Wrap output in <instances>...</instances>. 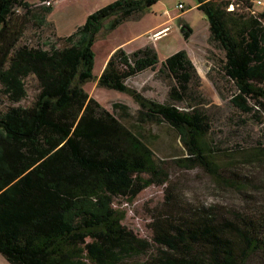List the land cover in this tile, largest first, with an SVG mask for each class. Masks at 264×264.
Segmentation results:
<instances>
[{
    "label": "trees",
    "instance_id": "1",
    "mask_svg": "<svg viewBox=\"0 0 264 264\" xmlns=\"http://www.w3.org/2000/svg\"><path fill=\"white\" fill-rule=\"evenodd\" d=\"M53 1L0 0V98L19 102L25 79L37 82L30 105L0 109L1 256L9 264H264V203L248 196L262 194L250 174L261 172L264 184V139L248 150L212 141L201 78L185 50L162 61L149 46L112 52L96 84L130 96L138 106L133 117L118 102L112 111L103 108L83 89L93 78L100 29L109 33L136 20L159 0H115L59 38L60 45L22 44L28 25L45 26ZM196 3L208 44L222 53L214 68L229 85V104L242 126L263 125L264 10L253 12L251 0ZM180 32L189 39L187 25ZM147 70L168 80L167 103L127 86ZM149 123L176 134L186 155L174 160L178 167L204 169L239 202L197 203L166 189L150 216L151 240L123 226L114 199L135 193L134 173L159 168L135 130Z\"/></svg>",
    "mask_w": 264,
    "mask_h": 264
},
{
    "label": "rangeland",
    "instance_id": "2",
    "mask_svg": "<svg viewBox=\"0 0 264 264\" xmlns=\"http://www.w3.org/2000/svg\"><path fill=\"white\" fill-rule=\"evenodd\" d=\"M33 6L39 0H25ZM114 0H54L52 12L46 17V24L41 29L28 25L22 44L38 46L45 41L60 45L59 38L70 35L76 27L82 25L86 17ZM252 11L264 10V0H251ZM257 1L262 4H258ZM182 5V9L178 8ZM196 5V6H195ZM234 8L229 7V9ZM182 24L191 29L188 40L180 32ZM203 12L196 0H159L140 18L128 20L115 30L106 33L101 28L93 45L94 63L93 78L83 84V89L103 108L112 111L111 104L118 102L128 108L127 115L133 117L138 109L137 104L126 93L98 87L96 79L104 68V61L111 50L123 48L134 51L149 46L154 49L159 60L171 54L185 50L201 78V90L208 104L206 110L212 123V141L219 147L233 149L236 146L248 150L264 138V124L248 122L242 126L239 113L228 102L229 85H227L214 68V61L221 59V51L207 42L208 27ZM105 25V23H104ZM167 28L160 37L156 33ZM159 32V34H161ZM113 51V52H114ZM112 54V53H111ZM210 70L212 82L207 73ZM128 87L137 90L144 97L158 103H167L168 80L156 76L151 70L130 78ZM26 96L23 100L11 103L5 97L0 98V109L6 107H26L30 105L37 93V82L29 76L25 79ZM183 106V105H179ZM117 116L120 112L115 113ZM120 117V121L129 127L133 126L132 118ZM134 129V127H133ZM135 130L153 151L158 169L133 174L136 191L133 195L119 196L114 199L113 208L123 215L122 225L138 237L151 240L152 232L148 227L150 216L164 200L166 189L193 202H216L236 205L240 195L229 190H221L206 171L198 166L193 169L178 167L174 160L183 158V148L176 134L165 124H142ZM250 174L256 189L262 194L248 191L252 200L264 203V184H260L261 172ZM0 264H9L0 254Z\"/></svg>",
    "mask_w": 264,
    "mask_h": 264
},
{
    "label": "crops",
    "instance_id": "3",
    "mask_svg": "<svg viewBox=\"0 0 264 264\" xmlns=\"http://www.w3.org/2000/svg\"><path fill=\"white\" fill-rule=\"evenodd\" d=\"M115 1V0H114ZM196 6V5H195ZM166 30H167V28L165 27V28H163V29H161V30H159L157 33H156V36H154V37H160L161 35H163L165 32H166ZM162 31V33L161 34H159V32H161ZM114 51V49L113 50H111L110 52H109V54L107 55V57H106V59H105V61H104V65H105V63H106V61L108 60V58H109V56L111 55V53ZM164 60V59H163ZM160 61H162V59H160ZM192 61V60H191ZM194 64V63H193ZM104 65H103V67H104ZM195 66V65H194Z\"/></svg>",
    "mask_w": 264,
    "mask_h": 264
},
{
    "label": "built area",
    "instance_id": "4",
    "mask_svg": "<svg viewBox=\"0 0 264 264\" xmlns=\"http://www.w3.org/2000/svg\"><path fill=\"white\" fill-rule=\"evenodd\" d=\"M257 3H258V4H262V3H261V2H259V1H257ZM178 8H179V9H182L183 7H182V5H181V4H178ZM231 9H232V8H231Z\"/></svg>",
    "mask_w": 264,
    "mask_h": 264
}]
</instances>
